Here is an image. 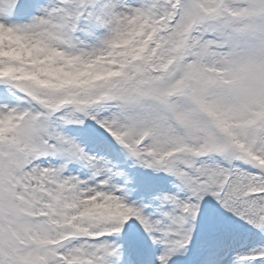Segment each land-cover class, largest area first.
<instances>
[{"label": "snow or ice", "instance_id": "snow-or-ice-1", "mask_svg": "<svg viewBox=\"0 0 264 264\" xmlns=\"http://www.w3.org/2000/svg\"><path fill=\"white\" fill-rule=\"evenodd\" d=\"M0 264H264V0H0Z\"/></svg>", "mask_w": 264, "mask_h": 264}]
</instances>
